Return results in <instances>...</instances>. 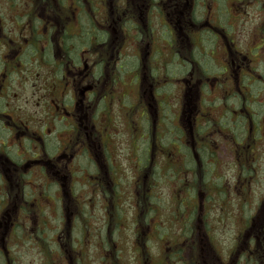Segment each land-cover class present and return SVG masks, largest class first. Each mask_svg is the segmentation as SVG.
Segmentation results:
<instances>
[{
	"label": "rangeland",
	"instance_id": "rangeland-1",
	"mask_svg": "<svg viewBox=\"0 0 264 264\" xmlns=\"http://www.w3.org/2000/svg\"><path fill=\"white\" fill-rule=\"evenodd\" d=\"M97 2L102 5L103 0ZM255 2L243 0L240 6L237 1L229 0L217 9L221 23H231V37L236 43L241 40V46L253 43L257 31L263 34L260 27L264 26V10L257 8ZM214 5V0H204L197 18L210 17ZM229 8L231 15L227 14ZM158 22V18L153 20L156 33L160 30L163 35V26H156ZM208 42L214 56L226 57L225 39ZM183 45L186 46L187 41H183ZM156 46L163 51L158 62L163 69L159 76L154 72L155 61L149 58L144 61L140 54L145 63L142 72L144 75L149 72L146 88L142 89L146 99L142 102L139 84L133 79L137 67L130 66L131 72L120 75L117 83L109 77L114 94L108 95L107 103L101 99V112H95L100 129L95 138L101 142L103 151L99 150L96 159L107 169L109 162L113 166L112 174L110 170L100 172L98 184L87 180L84 173L73 177L70 174L65 178L63 206L56 199L58 192L53 185L49 191L44 189L45 195H50V203H36L33 195L28 194L30 204H34L31 205L33 213L26 207L24 217L18 221L19 229L16 226V230H20L17 239L6 241L9 248L11 245V264H183L188 260L187 251L181 260V257L171 256L169 250L172 246L181 248L191 244L189 237L193 232H211L212 245L222 249L233 245L237 227L241 230L242 225L244 229L247 216L264 227V78L256 76L252 83L255 92L252 108L258 123L251 134L249 125L234 111L240 109L241 102L234 94L225 96L235 85L234 79L228 81L226 88L212 84L206 87L203 83L191 88L185 82L190 76V67L183 73L184 78H165L162 71L167 72L164 61L169 57L168 45L161 40ZM140 49L126 44L125 53L131 52L137 57L135 52L140 53ZM195 54L200 57L198 48ZM148 62L152 70L146 69ZM176 62L171 64L175 67L173 70ZM38 75L39 79L29 82L32 90H18L17 97L11 98L19 110L25 99L35 104L42 97L40 89L53 81L48 74ZM153 81V93L157 98L168 99L171 109L167 103H163V112L157 106L148 87ZM145 102L152 106L148 114ZM200 105L204 119L200 128L193 131L189 121L202 113ZM171 113L175 124L168 122ZM145 114L147 120L143 117ZM35 116L37 121L42 117L37 111ZM104 127L110 134H105ZM150 152L151 161L146 164ZM82 159L91 171L96 170L95 161L88 162L85 156ZM149 165L150 170H147ZM34 176L35 180L44 182L41 175ZM118 182L122 184H115ZM69 183L74 185L73 191ZM40 189L43 192V187ZM34 196L39 198L38 192ZM191 217L196 219L198 230L192 228ZM5 227L3 224L1 229ZM139 232L153 235L144 250L141 248L147 241L138 238ZM148 247L151 254L145 252ZM6 257L0 254V264H7Z\"/></svg>",
	"mask_w": 264,
	"mask_h": 264
},
{
	"label": "flooded vegetation",
	"instance_id": "flooded-vegetation-1",
	"mask_svg": "<svg viewBox=\"0 0 264 264\" xmlns=\"http://www.w3.org/2000/svg\"><path fill=\"white\" fill-rule=\"evenodd\" d=\"M228 1L214 0L210 17L199 19L197 15L203 10L200 6L203 7L204 0H103L102 5L97 0H0V254L7 256V264H11L12 259L9 257L11 245L9 248L6 241L17 239L21 224L18 221L24 217L26 207L33 213L31 205L34 204H30L28 194L33 195L36 203H50V195H45L44 189L49 191L53 185L58 192L56 199L63 206L65 178L70 174L73 177L84 173L87 180L96 184L100 172L110 170L112 174L113 166L109 162L107 169L96 159L99 150L103 153L101 142L95 138L100 130L95 113L101 112L99 101L103 99L107 103L108 95L114 94L109 77L117 83L120 75L131 72L130 66L135 65L137 71L133 79L139 84L143 102L146 97L142 89L146 88V74L149 73L142 72L143 60L153 59L154 72L159 76L162 68L158 62L163 51L156 44L161 40L169 49V57L164 61L167 72L162 71L165 78H184L183 73L190 67V76L185 82L191 88L201 83L206 87L212 84L226 88L228 81L234 79L235 85L225 96L234 94L241 102L240 109L234 111L249 125L252 134L258 123L252 108L255 101L252 83L256 76L264 78V26L260 27L263 34L257 31L253 43L248 46H241V40L236 43L231 37L229 18L227 25L230 26L221 23L217 11ZM235 1L241 6L243 0ZM255 5L264 10V0H256ZM228 10L227 14L231 15V9ZM155 18L159 20L156 26H163V35L160 30L156 33ZM224 39L226 57L214 56L207 42ZM183 41H187L186 46ZM125 43L141 47L140 53L135 52L137 57L131 52L125 53ZM197 48L200 57L195 54ZM174 60H177L175 70L171 67ZM149 67L152 70L148 62L146 69ZM44 72L53 81H49L46 88H39L43 94L35 104L25 99L19 110L11 98L17 97L18 90H32L29 82L39 79L38 74L45 76ZM154 84L155 81L148 87L157 106L161 109L165 107L163 103H167L170 108L168 99L155 96ZM144 104L147 114L150 113L151 104ZM19 111L33 117H26ZM36 111L42 116L38 121ZM201 112L189 121L193 131L200 128L204 119ZM147 116L143 115L146 120ZM160 117L163 121V114ZM169 119L168 122L175 124L173 114ZM153 120L155 125L156 114ZM104 129L106 135L110 134L108 128ZM84 156L88 162L95 161L96 170L91 171L88 163L82 161ZM150 161L151 152L146 164ZM140 163L143 164L141 159ZM148 167L150 170V165ZM34 175H41L44 182L35 180ZM115 184L120 186L122 182ZM69 186L73 191L74 185L69 183ZM35 192L39 198H35ZM191 219L192 228L197 229L196 219ZM244 221V229L242 225L241 230L237 227L233 245L228 248L212 245L213 236L205 230L201 234L193 232L189 237L191 244L181 248L172 246L169 253L183 260L187 251L188 260L183 264H264V227L251 216ZM3 224H6L5 229H1ZM137 235L147 241L141 248L144 250L153 235L147 232ZM145 252L151 254L149 247Z\"/></svg>",
	"mask_w": 264,
	"mask_h": 264
}]
</instances>
